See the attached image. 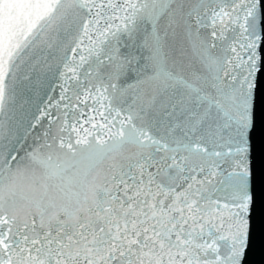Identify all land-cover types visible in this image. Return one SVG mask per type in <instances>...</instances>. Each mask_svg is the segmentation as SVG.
Here are the masks:
<instances>
[{"label": "snow or ice", "instance_id": "1", "mask_svg": "<svg viewBox=\"0 0 264 264\" xmlns=\"http://www.w3.org/2000/svg\"><path fill=\"white\" fill-rule=\"evenodd\" d=\"M261 0H0V264H243Z\"/></svg>", "mask_w": 264, "mask_h": 264}, {"label": "water", "instance_id": "2", "mask_svg": "<svg viewBox=\"0 0 264 264\" xmlns=\"http://www.w3.org/2000/svg\"><path fill=\"white\" fill-rule=\"evenodd\" d=\"M264 10V0H261ZM252 142V206L249 220L248 246L243 264H249L264 235V53L261 71L257 74L253 105V128L249 133Z\"/></svg>", "mask_w": 264, "mask_h": 264}]
</instances>
